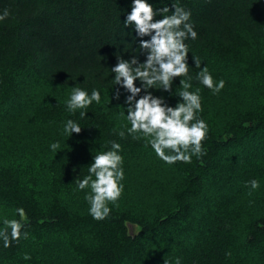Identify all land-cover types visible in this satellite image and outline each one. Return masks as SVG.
Wrapping results in <instances>:
<instances>
[{"label":"trees","instance_id":"16d2710c","mask_svg":"<svg viewBox=\"0 0 264 264\" xmlns=\"http://www.w3.org/2000/svg\"><path fill=\"white\" fill-rule=\"evenodd\" d=\"M146 2L154 10L169 7L166 15L172 5L183 7L197 32L185 40L189 91L201 98L196 118L207 124V135L204 154L191 163L167 164L150 138L128 133L130 93L113 84L111 69L117 56L145 62L140 41L151 39L125 27L133 0H0V14L10 12L0 22V120L16 123L32 113L60 145L53 151L17 143L15 135L25 139L10 124L0 136V209L10 211L5 219L20 220L18 208L27 216L19 240L9 248L0 240V264H264V0ZM193 58L224 88L213 92L200 83ZM28 78L47 84L53 96L73 87L90 96L96 89L101 101L75 111L68 101L34 103L23 96ZM181 79H173L171 92L148 91L175 107ZM69 119L79 134L65 132ZM113 141L121 145L122 193L98 221L86 199L90 187L81 190L75 180ZM33 164L43 187L32 179ZM49 240L61 254L46 248L54 245Z\"/></svg>","mask_w":264,"mask_h":264},{"label":"clouds","instance_id":"9594fccd","mask_svg":"<svg viewBox=\"0 0 264 264\" xmlns=\"http://www.w3.org/2000/svg\"><path fill=\"white\" fill-rule=\"evenodd\" d=\"M172 8V14L166 15L170 11L169 7L154 10L146 0H133L131 12L124 24L125 27L134 25L140 37H151L150 40L140 41V50L146 52L147 57L145 62L140 63L136 56L130 60L117 56V64L111 69L115 74L113 84L120 85L130 93L125 100L128 105L127 119L131 125L128 133H142L144 137L150 138L148 143L156 155L170 165L178 161L191 163L194 155L202 156V141L207 135V124L196 118L197 112L202 110L201 98L198 92L189 91L192 88V77L189 75V52L185 40L196 39L197 32L189 22L190 12L178 5H172ZM156 15L163 18L154 22ZM9 16V10L3 9L0 22ZM193 61L195 68L201 69L199 59L193 58ZM176 77L185 79L180 80L182 91L178 93L182 102H178L175 107L169 106L163 97H156L148 91L162 89L171 92L173 79ZM196 79L213 92L224 88L223 80L214 83L206 66L197 73ZM137 80L142 87L136 86ZM142 89L145 94L137 99ZM115 98L119 99L118 91ZM93 101L97 104L101 101L98 90L93 89L89 96L86 90L73 87L67 106L72 111L86 109ZM86 115L84 111L80 112L81 118ZM64 130L70 135L79 134L81 127L69 119ZM120 135L123 137L124 133L121 132ZM59 147V143L51 144L53 151ZM120 149L119 143L111 142V150L94 156V162L88 167V175L75 180L81 190L90 187L91 194L86 199L90 203V214L98 221L110 214L108 202H116L122 193L120 181L124 179V171L121 167ZM249 183L252 190L259 188L257 180L253 179ZM16 211L20 220L5 219L4 228L0 230V240L3 241L4 248L11 247L13 241L20 239L21 229L24 227L22 221L27 220L23 208ZM24 236L27 238L28 233L25 232ZM24 259L28 260L30 256L25 255Z\"/></svg>","mask_w":264,"mask_h":264},{"label":"rangeland","instance_id":"374dc122","mask_svg":"<svg viewBox=\"0 0 264 264\" xmlns=\"http://www.w3.org/2000/svg\"><path fill=\"white\" fill-rule=\"evenodd\" d=\"M22 87H23L22 89L24 92L23 96H25L26 98L33 99L34 103H35V101H40V104L52 102V101H57V100L66 102V101H69L71 94H72L70 92L68 93V91L67 92L61 91L57 94V96L56 95L53 96L51 94V88L48 87L47 84L39 83V82H33V80H31V78H28L24 82V84H22ZM29 91H32L33 93L36 94L35 99L32 96L27 97L26 94L29 93ZM32 115H33L32 113H28V114L24 115V118L21 121H17L16 123H15V121L14 122H7V121H4L3 119L0 120V136H2L4 132H5V135L9 132V129H7V128L5 129V127L7 126V124H10V125H12V128L14 129V131L17 134H19L20 136L24 137V139H25V140H22L17 135H15V142L18 143V140H21V143L23 145L27 144V146H30V147H34L36 144H39L43 148L51 147V144L55 143V141H54L55 137L52 135L44 134L45 129L43 127H41L40 124H38L33 119ZM63 147L66 149H72L73 148V147H71L70 144L64 145ZM46 148L44 150H46ZM13 157H15V156H13ZM33 165H34V167H31V169H33V171H31V172H33L34 177H38V178L32 177V179H34L35 182H38L39 185H41V187H43L44 184L42 181H44V180L42 177L39 178L40 174H38V172L40 171V168H39V166H36V164H33ZM29 178H30V176H28V178H25V180H27ZM9 212H10L9 210L0 209V213L4 214L3 216L0 217V226L4 224L5 217L10 216ZM49 241H52L54 245H51V243H50V244L46 245V248L51 249V251H53L54 253L61 254V251L59 252L60 248H58L57 243L54 242V240H49ZM48 256H49V254H48ZM65 258L66 257H62L61 259L65 260Z\"/></svg>","mask_w":264,"mask_h":264}]
</instances>
